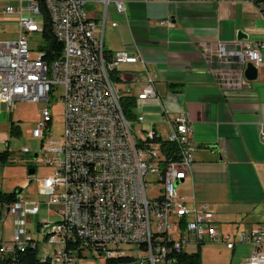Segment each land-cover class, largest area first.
<instances>
[{
  "label": "built area",
  "instance_id": "obj_1",
  "mask_svg": "<svg viewBox=\"0 0 264 264\" xmlns=\"http://www.w3.org/2000/svg\"><path fill=\"white\" fill-rule=\"evenodd\" d=\"M44 3L52 34L62 45L61 54L54 58L41 48L44 41L31 54L30 38L36 33L42 36L43 31L37 3L0 1V13L15 15L18 27L15 38L0 40V114L10 112L18 101L47 103L41 107L31 135L40 138L41 162L52 168L50 175L39 180L38 189L47 195V205L57 206V216L35 221L31 232L24 217L36 216L40 201H27L19 193L16 201L3 204L0 257L21 251L19 243L25 242L34 243L38 251L42 241L47 247L38 256L51 255L50 264H76L84 249L90 250L93 258L99 254L113 260L112 264H178L180 254L190 253L186 247L221 241L227 249L237 243L251 245L250 255L240 264H264V218L257 227L223 234L207 202L179 191L178 184L187 177L193 162L191 121L176 116L169 133L161 137L152 124L141 126L142 114L125 118L112 78L113 72L118 76L120 65L143 66L145 82L135 103L159 99L156 75L147 69L144 59L126 50L107 53L103 46L105 18L98 23L90 19L84 0ZM114 4L117 13H123L122 0ZM258 8L264 15V1ZM262 49L264 40L217 41L213 47L202 46L217 82L235 88L249 87L244 70L248 63L257 69L263 65ZM59 86L63 132L59 141L45 144L52 120L51 92ZM258 138L264 144L263 130ZM165 143L176 149L166 153ZM22 152L29 150L24 147ZM111 157L126 159V167L106 166ZM33 174L29 175L36 179ZM150 177L161 184L153 199L147 195L154 183L148 181ZM161 198H168L169 206H162ZM6 216L12 218V234L3 240L1 224ZM122 255H131V262H120Z\"/></svg>",
  "mask_w": 264,
  "mask_h": 264
},
{
  "label": "crops",
  "instance_id": "obj_2",
  "mask_svg": "<svg viewBox=\"0 0 264 264\" xmlns=\"http://www.w3.org/2000/svg\"><path fill=\"white\" fill-rule=\"evenodd\" d=\"M114 1L84 0L83 8L96 23L105 18L106 52L126 50L139 55L156 75L159 99L137 100L133 108L135 116L144 117L141 126L152 124L165 137L176 116L191 121L193 162L187 177L178 184L179 191L195 201L207 202L223 234L257 227L263 214L234 212V216L226 206L264 202V144L258 138L259 130L264 131V63L248 88L222 86L211 72L202 46L213 47L217 41L264 40V15L252 0H122L123 13H117ZM16 21L15 15L0 13L3 27L14 26V38ZM261 53L264 59V49ZM117 72L120 95L132 96L135 101L145 82L142 64H123ZM8 114H0V125ZM6 137L5 128L0 129V147ZM21 198L25 199L22 194ZM41 208L39 217H24L31 232L35 221L56 219V205ZM225 224L228 227H223ZM247 246L246 252L238 251L236 244L229 249V264H240L247 258L252 251L251 245Z\"/></svg>",
  "mask_w": 264,
  "mask_h": 264
},
{
  "label": "rangeland",
  "instance_id": "obj_3",
  "mask_svg": "<svg viewBox=\"0 0 264 264\" xmlns=\"http://www.w3.org/2000/svg\"><path fill=\"white\" fill-rule=\"evenodd\" d=\"M0 1L17 4L19 0ZM28 1L29 0H23L24 4H27ZM14 30L13 25H7L0 28V40L14 38ZM41 44H43V38L39 33H36L30 38L29 45L32 50V55L36 53L38 45ZM61 94V86L51 92L50 104L52 120L50 123L49 135L44 139L45 144H47L48 141H59L63 132V102L60 98ZM44 105H47V103L18 101L9 112L6 121L0 125V129L5 128V131L7 132V143L2 144L0 151L7 148L11 156L9 160L10 162L4 165L0 163V190L11 191L15 188H22L20 193L23 197L25 199L40 201L42 205L41 209H43V206L45 207L48 197L40 188L38 189L39 180L42 177L50 175L52 173V168L43 164L38 155L37 157H34V153H39L40 151V138L32 137L31 130L37 125V122L40 119V109ZM10 122H13L18 127L19 136L9 134ZM24 147H27L29 152L23 153L22 150ZM29 165L35 167V173L33 175L34 177L36 176V179H32L28 174L27 169L29 168ZM152 180H154L153 186L147 189V195L150 199L156 197L161 188V184L155 180V177H150L148 179V181ZM226 207L233 211L232 213L234 216V212H237V214L244 213L245 215L252 216L257 211L260 215H264V202H258L253 206L247 203H242L239 205H228ZM52 208L56 207L52 206ZM40 214L37 215V217H39ZM1 225L3 240L10 239L12 234V218L6 216ZM223 227H228V224L223 225ZM42 243V241H39L38 243L39 247L37 253L39 255L41 252L40 248L47 247L46 244L42 245ZM247 245L248 244L238 243L236 244V248L240 252H246L249 250V246ZM186 249L190 253L199 250L201 264H229L230 250L227 249L225 244L221 241L205 242L198 248L196 246H188ZM106 261V258L99 254H95V257L93 258L90 250L84 249L82 251V258L78 260L76 264H107Z\"/></svg>",
  "mask_w": 264,
  "mask_h": 264
},
{
  "label": "trees",
  "instance_id": "obj_4",
  "mask_svg": "<svg viewBox=\"0 0 264 264\" xmlns=\"http://www.w3.org/2000/svg\"><path fill=\"white\" fill-rule=\"evenodd\" d=\"M40 10L43 22V31L42 38L44 44L41 46L42 49L46 50L47 57L54 58L58 57L61 54L62 45L61 43L54 37L50 28V20L48 17V13L45 7L44 0H34ZM256 6H260L261 2L264 0H252ZM108 53V52H107ZM113 80L117 83L119 82V77L115 72L112 73ZM175 84H170V86H174ZM121 110L127 119L134 118L133 108L135 106V101L132 96H121L119 99ZM9 134L19 136L18 127L10 122ZM7 143V142H6ZM164 151L167 153V149L175 150L176 146L174 144L165 143ZM10 152L7 148L0 151V163L6 164L10 162ZM29 168H34L33 165H29ZM20 188H15L11 191H1L0 190V208L3 204L11 203L17 200L18 194L20 193ZM178 259V264H201L200 262V253L199 250L194 251L192 253L180 254ZM51 260L46 258L45 260L38 256L37 249L34 247V243L28 242L23 251H17L15 254L11 256H3L0 257V264H50ZM107 264L114 263L113 260H107ZM120 262H131V257L126 255H122V260Z\"/></svg>",
  "mask_w": 264,
  "mask_h": 264
},
{
  "label": "bare ground",
  "instance_id": "obj_5",
  "mask_svg": "<svg viewBox=\"0 0 264 264\" xmlns=\"http://www.w3.org/2000/svg\"><path fill=\"white\" fill-rule=\"evenodd\" d=\"M106 166H112L116 168H125L126 167V159H120L119 157H111L110 159H106ZM161 205L162 206H169V199L168 198H161ZM28 242L25 243H19V250L23 251L25 245ZM128 257H131V255H126ZM41 257L45 260L46 258H49L51 260V255H41Z\"/></svg>",
  "mask_w": 264,
  "mask_h": 264
},
{
  "label": "water",
  "instance_id": "obj_6",
  "mask_svg": "<svg viewBox=\"0 0 264 264\" xmlns=\"http://www.w3.org/2000/svg\"><path fill=\"white\" fill-rule=\"evenodd\" d=\"M238 38L241 39L240 33L238 34ZM258 70L255 66H253L251 63H248L245 70H244V76L245 78L250 82L257 78ZM41 147V145H40ZM38 153H34V157H37ZM28 174L34 173V168H28L27 169Z\"/></svg>",
  "mask_w": 264,
  "mask_h": 264
}]
</instances>
